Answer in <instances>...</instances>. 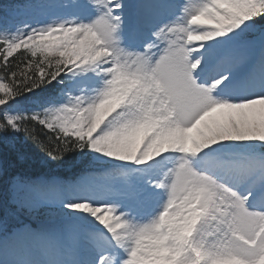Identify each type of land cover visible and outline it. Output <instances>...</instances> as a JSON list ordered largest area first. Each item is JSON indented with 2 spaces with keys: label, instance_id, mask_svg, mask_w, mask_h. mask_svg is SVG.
<instances>
[{
  "label": "snow or ice",
  "instance_id": "6c2138e0",
  "mask_svg": "<svg viewBox=\"0 0 264 264\" xmlns=\"http://www.w3.org/2000/svg\"><path fill=\"white\" fill-rule=\"evenodd\" d=\"M161 5L167 18L135 48L124 43L123 0H85V7L100 6L89 22L24 25L0 36V132L23 131L54 159L86 147L138 164L170 151L185 154L156 181L168 198L151 225L130 219L115 204L65 201L57 192L64 207L89 214L103 230L70 225L64 238L73 245L66 246L57 234L26 226L9 235L19 257L15 264H81V243L100 253L94 264H264V206H249L256 188L264 198V156L236 158L215 148L264 143V91L237 101L216 94L231 86L234 69L250 59L233 41L264 17V0ZM21 48L43 59L23 57L13 64ZM53 51L59 54L54 63L48 59ZM90 68L105 77L96 95L32 113L12 111L24 92ZM34 123L53 134L47 142L40 141ZM230 180L251 181L254 190L241 194ZM31 191L37 202L51 194L43 182Z\"/></svg>",
  "mask_w": 264,
  "mask_h": 264
},
{
  "label": "rangeland",
  "instance_id": "374dc122",
  "mask_svg": "<svg viewBox=\"0 0 264 264\" xmlns=\"http://www.w3.org/2000/svg\"><path fill=\"white\" fill-rule=\"evenodd\" d=\"M123 2L124 43L133 48L142 46L143 42L149 39L154 24L161 19H166L167 13L161 15V0H123ZM181 2L186 3L187 0H181ZM201 2H203V0H189V3L194 5H198ZM28 3L31 4L30 8L22 7L18 10L12 9L5 14L9 19V24L2 25L3 21L0 20V36L15 34L24 25L35 28L47 26L53 22L59 21L79 20L81 22H89L98 15L96 8L100 7H85V0H28ZM257 19H264V17ZM4 20L7 19L4 18ZM250 30L252 31V29L245 30L233 41V43L237 45L242 42H257L256 47L249 52L250 59L234 69L232 76L229 77L231 86L216 93L219 96L227 97L229 100L237 101L251 98V96L264 91V85L261 84V80L264 79V70L260 67L261 62L264 61V26L258 29V34L253 38H249V36L246 35L250 33ZM225 39H228V37H225ZM242 48L244 49V47ZM20 50H23V48L17 50V52ZM49 57L56 60L59 54L53 51L48 54V58ZM36 58L41 60L43 55L38 52ZM104 79L105 77L102 73H99V69L95 68H90L84 72H67L66 82L62 84L61 90L57 95L58 99L44 106L38 104L36 100H30V104L27 107H25L20 100L15 99L12 102V111L32 113L41 111L47 107L65 104L75 96L84 95L92 97L103 87ZM57 82L62 83L59 78H57ZM17 133L18 132L11 131L0 132L1 143L5 146L13 145ZM263 146L264 143L253 140L229 142L228 145H217L215 148L227 155L233 154L235 150H259ZM89 153L92 159L99 163L96 165V168L101 170L99 174L102 173L105 175V179L101 180V183L94 191V199L91 200L94 203L115 204L118 206L119 211L126 213L130 219L138 223H147L151 221L157 213L162 210L168 198V191L166 188L158 187L156 181L162 180L165 173H167L169 169L176 167L181 162V158L185 155L170 151L150 162L138 164L135 161H122L118 158L108 157L106 154L99 153L90 147ZM233 156L236 158L243 157H238L235 154H233ZM189 158H192L191 155H189ZM129 166H132L134 169L130 171V176L137 183L135 189L141 191L140 196L142 199L133 197L131 194L135 192L125 189L122 193L127 195L124 196L121 201H117L116 190L120 185L114 182H117L118 179L127 174ZM229 182L234 189L241 194H246L247 191L254 190L251 181L241 182L230 180ZM32 186L34 185L26 184L17 179L10 184V199L12 204L21 210V212L29 215L31 220H34L37 224L35 228H32L30 223H26L16 230H21L27 226L34 231L53 232L62 238L61 242L66 246L73 245L70 239L64 238L68 227L73 224H66L69 221H63L62 219L79 220L86 226L103 230V226L89 214L83 211L68 209L64 207L59 200L55 199L57 192H62V198L65 201L73 197L77 199H90L86 190L80 189L78 186L70 188L64 185L61 187L58 180L54 178L52 180V186L57 187L56 193H51L49 198L37 202L35 193L31 191ZM49 204L50 207L47 206ZM54 206L59 208H52ZM249 206L251 208L264 206V198H261L258 188L254 190L253 198L249 200ZM55 220L56 222L65 223V228L59 230L58 228L50 227L48 222ZM14 231L0 236V241L3 240V264H15V261L19 258L13 253L14 242L9 236ZM21 243H27V241H21ZM99 255L100 253L95 249L87 248L83 246V243H81L77 251V257L81 261V264H88V262H93L94 264V261L99 258ZM37 258L41 260L44 259L42 256H37Z\"/></svg>",
  "mask_w": 264,
  "mask_h": 264
},
{
  "label": "trees",
  "instance_id": "16d2710c",
  "mask_svg": "<svg viewBox=\"0 0 264 264\" xmlns=\"http://www.w3.org/2000/svg\"><path fill=\"white\" fill-rule=\"evenodd\" d=\"M256 22L263 23L264 19H257ZM23 57L40 60L36 57H31V54L23 49L14 54L12 58L13 64L19 63ZM48 59L53 63L55 62L53 58L49 57ZM64 74L58 78L62 79ZM56 80L32 91L24 92L16 99H20L25 104L30 98H37L41 102L48 101L52 93L57 90ZM32 127L42 142H47L48 137L53 135L50 131L42 128L38 124L34 123ZM52 147H56L55 143H53ZM259 152H264V146L261 147ZM93 163L94 160L89 153V147L83 149L76 148L64 154L62 158L54 159L45 151L40 143L31 139L25 132L18 131L13 145L5 146L0 141V201H5L6 203V199L9 196L10 183L15 177L26 182L51 175L67 177L68 175L78 173L87 165ZM7 210L8 208L6 206L0 207V214L7 212ZM6 214H10L12 219L16 220L17 217H23L19 219H28L27 217H30L26 214H23V216L17 214L11 211V209Z\"/></svg>",
  "mask_w": 264,
  "mask_h": 264
},
{
  "label": "clouds",
  "instance_id": "9594fccd",
  "mask_svg": "<svg viewBox=\"0 0 264 264\" xmlns=\"http://www.w3.org/2000/svg\"><path fill=\"white\" fill-rule=\"evenodd\" d=\"M154 219H155V218H153V220L149 221L148 224L151 225L152 223H154ZM169 242H170V241H169Z\"/></svg>",
  "mask_w": 264,
  "mask_h": 264
}]
</instances>
